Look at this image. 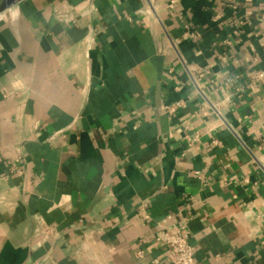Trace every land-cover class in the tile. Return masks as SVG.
<instances>
[{
	"label": "crops",
	"instance_id": "1",
	"mask_svg": "<svg viewBox=\"0 0 264 264\" xmlns=\"http://www.w3.org/2000/svg\"><path fill=\"white\" fill-rule=\"evenodd\" d=\"M263 95L264 0L5 9L0 264H264Z\"/></svg>",
	"mask_w": 264,
	"mask_h": 264
},
{
	"label": "built area",
	"instance_id": "2",
	"mask_svg": "<svg viewBox=\"0 0 264 264\" xmlns=\"http://www.w3.org/2000/svg\"><path fill=\"white\" fill-rule=\"evenodd\" d=\"M57 14L60 18L65 20H72L75 22L77 19V17L73 16V13L71 14L64 10L59 9L57 11ZM215 20H220V15H217L215 17ZM183 64L189 75L192 76V73L195 70L194 67L192 65L187 64L185 60H183ZM251 77L252 80H258L260 78V73L255 71L252 73ZM239 78V75L234 76L235 80H238ZM242 90L243 89L241 86H236V95L241 96ZM182 105L183 104L181 101H177L171 105H166L165 110L171 113ZM188 140L190 141V143H192V141L196 140V137L193 139L189 138ZM196 174H199V172H196ZM158 235L162 243L167 248L165 262H167L168 264H198L194 256V247L189 243L190 233L187 229L181 227L164 228L159 231ZM262 243L264 244V240L262 241ZM153 264H157V261H155Z\"/></svg>",
	"mask_w": 264,
	"mask_h": 264
},
{
	"label": "water",
	"instance_id": "3",
	"mask_svg": "<svg viewBox=\"0 0 264 264\" xmlns=\"http://www.w3.org/2000/svg\"><path fill=\"white\" fill-rule=\"evenodd\" d=\"M21 0H0V13Z\"/></svg>",
	"mask_w": 264,
	"mask_h": 264
}]
</instances>
